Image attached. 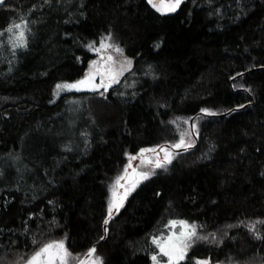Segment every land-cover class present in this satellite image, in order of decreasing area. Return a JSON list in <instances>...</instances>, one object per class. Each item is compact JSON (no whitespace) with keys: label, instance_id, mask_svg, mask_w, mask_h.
I'll use <instances>...</instances> for the list:
<instances>
[{"label":"trees","instance_id":"trees-1","mask_svg":"<svg viewBox=\"0 0 264 264\" xmlns=\"http://www.w3.org/2000/svg\"><path fill=\"white\" fill-rule=\"evenodd\" d=\"M108 37L130 71L106 91L57 94ZM182 135L170 163L138 164L102 241L130 158ZM174 220L196 229L179 264H264V0H186L167 14L148 0H6L0 264L57 242L69 264L93 246L100 264H154L152 241Z\"/></svg>","mask_w":264,"mask_h":264},{"label":"snow or ice","instance_id":"snow-or-ice-1","mask_svg":"<svg viewBox=\"0 0 264 264\" xmlns=\"http://www.w3.org/2000/svg\"><path fill=\"white\" fill-rule=\"evenodd\" d=\"M182 0H148V3L151 4V6L156 9L158 12L161 13H167V12H174L180 5ZM5 3V0H0V5H3ZM13 28L15 29H20L19 35L16 38V44L14 46H25L26 40H25V35H24V30L21 24H14L13 26L9 27L7 29L8 32H12ZM110 39V37L106 38ZM111 45L107 43H102L101 48L95 49V51L100 52L101 49H107ZM90 48H92V45H89ZM115 51L120 52L121 50L119 48H116ZM107 62H112V57L108 56ZM130 64V61L128 62ZM98 62L93 61L91 65V69L89 73L86 75V77L83 80L77 81L76 83L72 84H57L56 85V91L57 94L60 91L63 90H83L85 88L93 91H99V89L103 88L105 91L107 90L108 87L111 86L112 83L118 82L116 77L119 75L118 72L113 71L111 66H108L106 69L103 71L97 66ZM96 75H100V83L97 84L95 83V77ZM107 81V82H105ZM103 94V93H101ZM182 146H185L184 144V138L183 135L181 136L180 142L173 145V148H181ZM156 152V149H147V150H142L141 156L144 155L145 152ZM160 151H163L165 153L164 156V161L170 163V156L171 153L164 147L160 148ZM137 159V157H131L130 160ZM151 162V161H149ZM163 163L160 160H157L155 162V167H162ZM131 167V164L126 166L124 172L125 175L118 177L117 180L115 181V185L113 188V197L114 199L109 205L108 208V215L111 217L113 213V209H119L120 206H122V198L117 201L115 199L117 193H116V188H125L123 184H121V180L127 179L129 177V172L128 169ZM135 170H133V173ZM142 179H147L148 178V173H140L139 174ZM138 183V181H137ZM132 187H135V184L132 185ZM131 189L125 188V192L123 193V196H126L128 194V191ZM105 225L108 223V220L104 221ZM177 227L181 228V231L179 234L176 232H172L171 235L167 237H161L159 239H153L152 243L155 244L159 249L160 253L167 257L168 260L166 264H179L181 260L184 259L185 254H186V249L188 247L187 241L191 240L193 236L196 234V229L194 225H189L185 221H171L169 224V228L175 229ZM106 231V229H105ZM96 252V249L93 247L88 251L86 254V259L81 260L79 264H100L99 258L96 259H91L94 257ZM68 253L64 248L63 242H57L53 244H48L45 247H43L40 251H38L31 259L29 264H57V261H59V264H67V257ZM152 260L154 262H159L157 261V257L153 256ZM199 264H208L207 261H202L199 262Z\"/></svg>","mask_w":264,"mask_h":264},{"label":"rangeland","instance_id":"rangeland-1","mask_svg":"<svg viewBox=\"0 0 264 264\" xmlns=\"http://www.w3.org/2000/svg\"><path fill=\"white\" fill-rule=\"evenodd\" d=\"M18 35H19V34H18ZM18 35L16 34V38H17ZM24 35H25V33H24ZM102 43H107V44H109V45H111V46L108 47L107 49H101L100 52L95 51L96 57L94 58L93 61L98 62L97 66H98L102 71H103L104 69H106L108 66H111V68L113 69V71L119 73V75L116 77L117 81H119V80L124 76V74L127 73V72H129L130 69L132 68V65H133V64H132V63H133V62H132V59L128 58V57L123 53V51H122L119 47L114 46V45L111 43V41H110L109 39L104 38V39L101 41V43H100V45L98 46V48H101V44H102ZM116 48H119L121 51H120V52L115 51ZM96 49H97V48H96ZM108 56H111V57H112V62H107V59H106V58H107ZM93 61H92V62H93ZM129 61H130V64L128 63ZM92 62H91V64H90L88 70L86 71L84 77H82L81 80H83V79L86 77V75L89 73V71H90V69H91ZM100 79H101L100 75H96V77H95V83L99 84V83H100ZM76 82H77V81L66 82V83H63V84H72V83H76ZM105 82H107V81H105ZM139 82H140V80H135L134 84H137V83H139ZM117 83H118V82H114V83H112L110 87L114 86V85L117 84ZM134 84H133V85H134ZM110 87H109V88H110ZM83 90H89V89L85 88V89H83ZM99 90H104V89L101 88V89H99ZM76 91H77V90H74V89H73V90H63V91H60V92H76ZM80 91H82V90H80ZM89 91H93V90H89ZM60 92H59V93H60ZM187 145H192V141H191L190 139L187 140V142H186V146H187ZM174 221H185V222H187L189 225H192L190 222H188V221H186V220H174ZM173 231L176 232L177 234H179V232L181 231V228H180V227H177V228H175V229H171V230H170V228H169V226H168L167 229H166V231H165V233L160 234V235H157V236L155 237V239H159V238H161V237H167V236L171 235ZM193 237H194V236H193ZM193 237H192V238H193ZM192 238H191V240H192ZM191 240L187 241L188 247H187V249H186V254H185L184 259L186 258V255H187V253H188V250H189V246H190ZM154 245H155V244H154ZM64 248H65V247H64ZM65 250H66V249H65ZM67 253H68V252H67ZM68 254H69V253H68ZM153 256H156V257H157V261L159 262V264H166V262H167V260H168L167 257L163 256V255L160 253V249H159L156 245H155V249H154L153 253L151 254V258H152ZM66 259H67V264H69V263H70V254L68 255V257H67ZM184 259H183V260H184ZM183 260H181L180 262H182ZM58 262H59V261H58ZM152 262H153L154 264H157V262H154L153 260H152ZM180 262H179V263H180ZM74 263H75V260H74L71 264H74ZM28 264H29V263H28Z\"/></svg>","mask_w":264,"mask_h":264},{"label":"water","instance_id":"water-1","mask_svg":"<svg viewBox=\"0 0 264 264\" xmlns=\"http://www.w3.org/2000/svg\"><path fill=\"white\" fill-rule=\"evenodd\" d=\"M157 2H159V0H157ZM166 2H167V0H166ZM186 2V0H182V2L180 3V5H179V7L183 4V3H185ZM5 3H6V0H5ZM5 3L3 4V5H0V8H2L4 5H5ZM151 5V4H150ZM178 7V8H179ZM177 8V9H178ZM156 10V9H155ZM157 11V10H156ZM161 13V12H160ZM167 13H170V12H167ZM167 13H162V14H167ZM109 89V87L107 88V90ZM193 119H194V117L193 118H191V121H190V123H191V131H192V133L194 134V127H193ZM197 140V139H196ZM179 143V142H178ZM177 144V143H176ZM175 145V144H174ZM173 145H170V144H167L166 146H163V145H160V146H157L155 149H156V152H151V151H149L148 153H144V155L143 156H141V152L142 151H140V152H138L137 154H135L133 157H137V159H134V160H130V162L128 163V165L129 164H131V167L128 169V172H129V177L127 178V179H124V180H121V184H123L124 186H125V188H126V185H127V182L129 181V179H130V175L131 174H135L136 173V171H137V167H138V164L139 163H141L142 161H145L146 163H148V164H150L151 166H153V167H155V162L157 161V160H160L162 163H165L166 161H164V155H163V151H160V148L161 147H164V148H169V149H171V150H173V151H182V150H184V149H186V147H184V146H182L181 148H173L172 147ZM155 154L156 155V160H151L150 159V155L151 154ZM149 161H151V162H149ZM133 170H135V172L133 173ZM125 175V172L123 173V175L122 176H124ZM125 188H117V191H116V193H117V195H116V197H115V199L117 200V201H119L121 198H122V200H123V198H124V196H123V193L125 192ZM117 209H113V213H112V215H111V217H109V215L107 214V217L105 218V220H108V223L105 225V223L103 224V229H104V235H103V237H102V241L103 240H105L106 239V237H107V228H108V226H109V224L111 223V220H112V218H113V216L117 213ZM104 220V221H105ZM105 229H106V231H105ZM95 249H96V246H93ZM92 247V248H93ZM91 248V249H92ZM88 253V252H87ZM86 253V254H87ZM86 254L77 262V264H79V262L81 261V260H85L86 259ZM202 261H207L208 262V264H218V263H212L209 259H203V260H199L198 262H197V264H199V262H202Z\"/></svg>","mask_w":264,"mask_h":264}]
</instances>
